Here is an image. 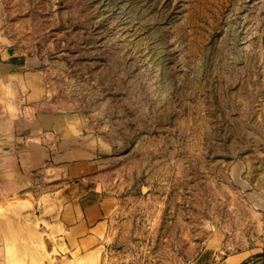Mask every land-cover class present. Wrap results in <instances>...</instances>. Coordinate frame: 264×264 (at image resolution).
<instances>
[{
    "label": "rangeland",
    "instance_id": "obj_1",
    "mask_svg": "<svg viewBox=\"0 0 264 264\" xmlns=\"http://www.w3.org/2000/svg\"><path fill=\"white\" fill-rule=\"evenodd\" d=\"M6 50L91 128L103 264H264V0H0Z\"/></svg>",
    "mask_w": 264,
    "mask_h": 264
},
{
    "label": "crops",
    "instance_id": "obj_2",
    "mask_svg": "<svg viewBox=\"0 0 264 264\" xmlns=\"http://www.w3.org/2000/svg\"><path fill=\"white\" fill-rule=\"evenodd\" d=\"M35 62L0 54V264H103L97 143L80 114L30 101Z\"/></svg>",
    "mask_w": 264,
    "mask_h": 264
},
{
    "label": "trees",
    "instance_id": "obj_3",
    "mask_svg": "<svg viewBox=\"0 0 264 264\" xmlns=\"http://www.w3.org/2000/svg\"><path fill=\"white\" fill-rule=\"evenodd\" d=\"M262 255L264 256V252L262 253Z\"/></svg>",
    "mask_w": 264,
    "mask_h": 264
}]
</instances>
